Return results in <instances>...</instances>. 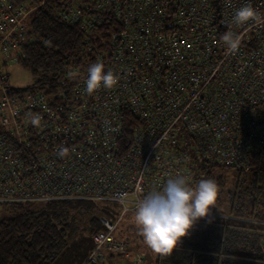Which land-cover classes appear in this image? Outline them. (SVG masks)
Masks as SVG:
<instances>
[{"label": "built area", "instance_id": "2783aa9c", "mask_svg": "<svg viewBox=\"0 0 264 264\" xmlns=\"http://www.w3.org/2000/svg\"><path fill=\"white\" fill-rule=\"evenodd\" d=\"M48 1L0 0V203L119 204L116 216L99 215L103 229L82 262L106 264L130 255L113 233L135 209L138 186L146 194L177 175L192 183L211 165L240 166L264 144V24L232 25L242 36L234 55L220 39L239 7L251 3L264 15V0H58L61 22L90 30L112 19L109 46L91 64L102 62L118 83L91 96L89 66L69 68L67 95L10 84L7 69L33 39L26 21ZM61 148L69 149L63 158ZM131 264L147 261L140 253Z\"/></svg>", "mask_w": 264, "mask_h": 264}, {"label": "trees", "instance_id": "16d2710c", "mask_svg": "<svg viewBox=\"0 0 264 264\" xmlns=\"http://www.w3.org/2000/svg\"><path fill=\"white\" fill-rule=\"evenodd\" d=\"M57 3L50 0L28 17L33 39L24 44L18 63L34 77L26 88L67 95L74 84L69 68L90 66L109 46L113 24L107 16L90 30L61 22L53 14ZM195 176L192 186L215 180L216 204L170 256L155 253L152 264H264V144L240 166L211 165ZM116 204L94 199L6 204L12 214L0 221V264H82L93 234L103 229L99 215L116 216Z\"/></svg>", "mask_w": 264, "mask_h": 264}, {"label": "clouds", "instance_id": "9594fccd", "mask_svg": "<svg viewBox=\"0 0 264 264\" xmlns=\"http://www.w3.org/2000/svg\"><path fill=\"white\" fill-rule=\"evenodd\" d=\"M226 3L231 7V0H226ZM249 22L264 24V15L251 3H246L235 11L229 30L220 38L229 54H236L242 42V36L231 30L232 25L241 27ZM76 75V72H71L69 78ZM118 79L112 70L105 71L102 62L93 63L87 69L85 92L91 96L101 87L110 90L118 83ZM30 122L34 127H39V115L31 116ZM68 153L69 149L61 148L58 155L63 158ZM218 192L215 180L201 179L192 186L184 175L169 178L161 189H154L146 194L138 186L133 219L145 245L161 257L170 256L181 238L189 235L201 218L210 216ZM117 199L124 204L128 194H121Z\"/></svg>", "mask_w": 264, "mask_h": 264}, {"label": "rangeland", "instance_id": "374dc122", "mask_svg": "<svg viewBox=\"0 0 264 264\" xmlns=\"http://www.w3.org/2000/svg\"><path fill=\"white\" fill-rule=\"evenodd\" d=\"M10 76V84L12 87L23 88L29 86L34 77L31 75L28 69L21 64L13 63L7 69ZM121 212L122 208L119 204H116ZM134 210L129 209L125 212L122 219L119 221L113 236L118 239H124L128 243V249L130 251L129 256L114 255L108 258L106 264H131L134 255L143 254L147 259V264H152L154 261L155 253L148 248L142 236L139 233L138 228L134 223ZM12 214L11 210L6 204L0 203V221Z\"/></svg>", "mask_w": 264, "mask_h": 264}]
</instances>
